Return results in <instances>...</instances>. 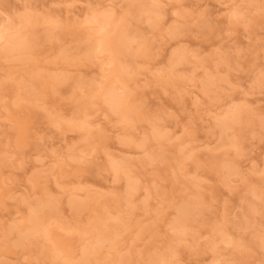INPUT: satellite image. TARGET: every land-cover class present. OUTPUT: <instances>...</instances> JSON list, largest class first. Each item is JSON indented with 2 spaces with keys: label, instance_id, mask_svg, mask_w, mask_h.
Masks as SVG:
<instances>
[{
  "label": "rangeland",
  "instance_id": "374dc122",
  "mask_svg": "<svg viewBox=\"0 0 264 264\" xmlns=\"http://www.w3.org/2000/svg\"><path fill=\"white\" fill-rule=\"evenodd\" d=\"M106 14L112 23L101 26ZM9 25L36 42L6 56L0 42V264H59L48 255L57 242L79 257L92 241L83 230L108 218L109 233L122 232L94 264H264V0H0V30ZM102 27L126 47L97 59ZM173 54L183 61L170 63ZM115 67L125 118L97 96ZM77 105L92 114L90 128L77 126ZM49 200L53 210L29 216ZM28 216L49 240L42 226L27 232Z\"/></svg>",
  "mask_w": 264,
  "mask_h": 264
},
{
  "label": "bare ground",
  "instance_id": "6f19581e",
  "mask_svg": "<svg viewBox=\"0 0 264 264\" xmlns=\"http://www.w3.org/2000/svg\"><path fill=\"white\" fill-rule=\"evenodd\" d=\"M137 6H134V7H136L134 9H137ZM137 10H140L141 11V9H139V8ZM149 11H148V13H149ZM142 12H144V10ZM100 19L99 20H96V21H97L98 24H101V26H105V25H108V24H111L112 23V21H111L112 18L110 16V14H108V15L106 14L104 16L102 15V18H100ZM23 27H24V25H23ZM10 28L12 29V27L9 25L8 27L5 26L2 30H0V42H3L2 43V46L3 47L1 49L2 50L1 52L4 53L3 55L6 56V55H9V54H11L13 52H19V51H23V50H26V49L28 50V48H30V46L32 47L34 45V43L36 42V40H33L35 42L31 43V41L28 40V37L26 38L27 39L26 40L25 38H23L24 35L22 33L21 34L18 33V32L16 33V31H14V29H12L11 30L12 33H10L11 32L10 31ZM17 31L21 32L20 30H17ZM13 33H15V34L13 35ZM98 35H99V37H98V39L95 42L94 47H93V50H95L96 53H97V54H95V57L97 55H100L98 53H102V52L108 51V50L113 51V52H116V53H119V52L122 51V49H124L126 47V44H125L126 42H125L124 37H122L118 33L115 34L113 37H111V36H109V32L106 31V29L104 27H102L100 30H98ZM116 55L117 54H112L111 59H110V62L111 63H114L115 58H116ZM173 56H174V58H172ZM173 56H171L172 62L170 61V63H172L173 65L180 64L183 61V58L181 57L182 54H176V55L173 54ZM108 65L109 64H107L106 61H103L102 62V69H104V67H107ZM105 70L106 69H104V71ZM107 72H108V75L105 76V78H104L105 80L103 81L104 83L102 82V86L99 87V89H98V95L97 96H99L100 102L102 104H104L108 108V110H110L114 114H117L118 116H120V118H125V117H127V99H128V97H127V93H125L124 90L121 89V87L117 86V81L120 78V75H119L120 74L119 67H115L113 69L111 68ZM61 77H60V79H61ZM58 78L59 77H57L56 81H59L60 80ZM52 79H53V81H55L53 77H52ZM63 79H64V76H63ZM35 80H36V84H39L40 83L41 85H42V83L44 81V80L42 81V76H40V78H39V74H37V77H35ZM62 81H64V80H62ZM51 83H53V85L56 84L55 82H52V81H51ZM74 84H76V83H74ZM77 84H78L77 86H81L80 88L83 87L80 84V82H78ZM34 87H35V85H34ZM77 89H78V87H77ZM77 106H76V108L77 109L79 108V109L78 110L76 109V110H77V113H79L80 115L79 114L78 115L76 114L78 119L76 117H74V118L77 119V124L78 125L77 124H73L74 122L72 123V125H77L78 127H81V129H83V128L86 129V125H87V128H90L89 125H91L90 123H92V122H91V120L89 121V118L91 117L92 114H90L89 112H86L85 108L81 107L80 105L78 107ZM86 109H87V107H86ZM88 110H90V109H88ZM92 111H93V109H92ZM89 114H90V116H89ZM87 118H88L89 125H88V122H86V119ZM226 118H223V119H226ZM223 119L221 121H218L219 122V125H220V126L219 125L218 126L221 128L222 131H225V130H227L230 127L231 122H233L234 120H237L238 119V110H232L231 117H230V121H231L230 124H229V122L227 120H223ZM78 120H80L79 123H78ZM81 121H82V124H80ZM72 125H70V126L73 127ZM85 131L87 132V130H85ZM87 133H89V132H87ZM156 135H158V134H156ZM125 143H127V142L125 141ZM110 164H111L110 166H112V168H114L115 170H117L118 167H119L118 164L116 165V163H114V162H111ZM223 168L227 171V173H234L236 171V167H235L234 164H224L223 165ZM136 185L137 184L135 182H133V179L131 177L127 179L126 185H125V190L124 191H125L126 195L130 199L133 198L135 192L138 191V187ZM252 195L255 198V196H254L255 193H252ZM189 203L186 206H184L185 208H180L179 209V211H178V218H176V220H175V222L173 224V229H175V231L178 232V233H181V232H184L185 231V229H186L185 222H186V219L189 218V217L187 218V216H189L192 213L191 211L193 209L191 210V207L188 206V205H191V206H193L192 204L196 205L195 202L192 203V201H191L192 204L191 203L189 204ZM44 204L45 205H43L42 203L36 204L38 206H36V207L34 206L33 207L35 210L32 209L33 212L34 211L35 212L32 213V211H31V214H29V216L30 215H35L36 212L38 213L39 210H44V208L45 209H47V208L48 209H52V208L54 209L56 207V202H54V201L51 202L49 200L47 203L44 202ZM71 205H72V207L75 210H79L81 207H83V204L80 203V202H77L76 200H72L71 201ZM255 207H256V205L250 204V206L248 205V210H246L245 212L248 213V214L249 213H252V214L255 213L256 214ZM245 212L244 213H241V215L239 217V223H241V222L242 223H246V220H247L248 217H246L247 215H246ZM257 213H258V211H257ZM35 216L29 217V220H28L29 227H28L27 232L30 231V234L38 233V231H39L38 229H40V226L43 227V228L41 227L42 228L41 230H43L44 228H47V227H45V225L41 224L40 221H39V219L37 217H35ZM118 218L119 217H117L115 219V221L113 220L114 223L116 221L117 222L118 221L121 222V219L119 220ZM26 220H27V218H26ZM97 220H99V219H97ZM42 223H43V221H42ZM108 223H109V218L108 219H105L104 222H102V221H99L98 222V221L95 220L93 223H91L88 226L89 227L88 230H86V231L83 230L84 231V235H87V234H90L91 235L92 241H91V243L90 242H86L84 244V246L81 249V251H79L80 252L79 257H78V255L76 253H75L76 255L73 254L77 250H75L74 252H72V250H74V249H72V250L70 249L71 250V253H69L70 251L69 250L67 251V249H65V251L62 250L64 248H67V247L64 246V243L60 244L61 242H57L56 241L58 244L55 242L57 245L55 244V246H54L53 245L54 243H53L52 240H50V243L51 244L53 243V244L50 245V246L51 247L53 246L52 247L53 250L50 251L51 253L49 252L48 255L51 258L53 256V258H52L53 260L54 259L58 260L59 261V264H90V262H92L91 264H94V262L96 260L94 261L95 257L93 256V254L95 252H97V250L101 249V247L103 248L104 246H106L107 243L108 244H111V246H112V247L110 246L111 248H115V246H117V245H115L114 247H113V245L117 242V237H118V239L120 237V236H118V233L117 232H119V234L122 232V231L120 232V229H119V230H115L112 233H109L108 229H109L110 225L112 226V224L109 225ZM15 225L14 226H11L9 228L10 233L13 232V231L16 232L15 230H17L18 233H19V229L22 230L23 226L21 228L20 227L21 225H19V224H17V226H15ZM114 226L118 227V225H114ZM116 227H113V229H115ZM184 227H185V229H184ZM24 228H26V227H24ZM21 230H20V232H21ZM23 231H24V229H23ZM46 231H44L45 233L43 232V236H44V238L46 240L47 239L49 240L50 237H48V235L50 236L51 234H49V229L46 230ZM217 231H218L217 233L221 232L222 234H224V230H222V229H218ZM22 233H21L22 237L19 236L20 239L27 238V236L26 237L25 236L23 237L24 233L23 234ZM225 234H227V233L225 232ZM28 236H29V234H28ZM219 236L221 237V235H219ZM226 237H227V235H226ZM226 239H225V241H226ZM115 240H116V242H115ZM228 240L226 242L224 240L223 241H224V243H226L227 245H229L232 241L229 242ZM88 241H89V238H88ZM47 242H49V241H47ZM110 242H112V243H110ZM113 242H115V243L113 244ZM211 243H213V242L211 241ZM103 244H104V246H103ZM232 244L233 243H231V245ZM213 245H214V243H213ZM261 246L264 248V238L261 240ZM47 249H48V247H47ZM42 251H44V250L42 249ZM61 253L63 254V256H61L62 255ZM46 254L47 253L45 252V255ZM48 255H46V256H48ZM93 257H94V259H93ZM122 258H123V256L122 257L120 256V259L118 261L116 260L117 261V264H122L123 263V260L126 261L125 259H122ZM158 260H159L160 263H164V261H163L164 259L163 258H161V259H158L157 258V261ZM123 264H126V263L124 262Z\"/></svg>",
  "mask_w": 264,
  "mask_h": 264
}]
</instances>
